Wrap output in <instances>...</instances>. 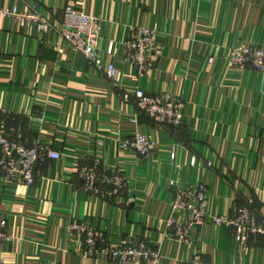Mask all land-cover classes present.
I'll list each match as a JSON object with an SVG mask.
<instances>
[{
    "label": "crops",
    "instance_id": "crops-1",
    "mask_svg": "<svg viewBox=\"0 0 264 264\" xmlns=\"http://www.w3.org/2000/svg\"><path fill=\"white\" fill-rule=\"evenodd\" d=\"M68 7L102 21V68L60 38ZM0 8L53 27L43 33L0 16V126L27 147L61 154L36 165L30 187L0 174V221L11 238L0 242V264H122L86 255L71 230L78 222L102 233L107 248L147 243L158 264H264V236L243 245L212 220L244 207L264 211V72L229 60L235 48H264V0H0ZM139 28L156 33L146 73L126 52ZM109 64L118 83L107 77ZM136 90L179 100L183 124L150 120ZM136 130L157 141L148 158L122 148ZM94 168L121 175L126 190L102 181L89 190L81 175ZM173 180L207 189L209 218L190 244L167 229L170 217L183 216L172 208Z\"/></svg>",
    "mask_w": 264,
    "mask_h": 264
},
{
    "label": "built area",
    "instance_id": "built-area-1",
    "mask_svg": "<svg viewBox=\"0 0 264 264\" xmlns=\"http://www.w3.org/2000/svg\"><path fill=\"white\" fill-rule=\"evenodd\" d=\"M0 16L12 17L20 21L24 26L27 21L36 24L38 30L43 33L50 32L52 23L45 17L37 14H21L16 9L0 8ZM102 21L89 16L74 7L65 10V20L58 29L60 38L70 44L77 52L84 55L97 68H102L103 60L98 52V43L101 37ZM156 33L148 28L135 30L126 43V52L129 61L146 73L152 66L149 53L155 47ZM233 66L239 70H245L252 66L255 71L264 72V48L245 46L235 48L229 56ZM210 58V64L214 63ZM107 77L118 83L119 76L114 64L107 66ZM130 96H126L129 100ZM134 101L139 110L150 120L158 125L181 126L184 122L183 104L172 96L153 95L143 90H136ZM132 122L138 125V120ZM156 139L138 130L134 131L122 144L125 151L134 152L141 158H148L156 149ZM175 159V154H172ZM45 159L60 160L61 154L34 144L27 147L14 138V130L6 126H0V174L8 180L18 179L27 186H33L36 180V165ZM195 164V160L192 162ZM97 166V164H96ZM82 178L86 180L87 188L94 190L96 183L102 181L112 184L115 193L126 190L125 179L114 174L98 175L96 168L84 170ZM175 199L172 203L174 212L183 214L182 218L170 217L167 221V229L177 241L190 244L195 231L208 220V199L205 184L185 186L175 180L170 182ZM217 226H225L231 230L237 242L247 245L253 237L264 236V211L256 213L251 207H244L237 211L235 218L227 216L212 217ZM7 221H0V242L8 243L11 238L6 234ZM78 242L83 244L86 255H97L119 260L122 264L140 262L143 264H158L159 254L152 250L145 242L122 241L117 248L105 247L103 234L87 226L82 222L75 223L71 227ZM4 264V263H2ZM193 264H201L197 259Z\"/></svg>",
    "mask_w": 264,
    "mask_h": 264
}]
</instances>
